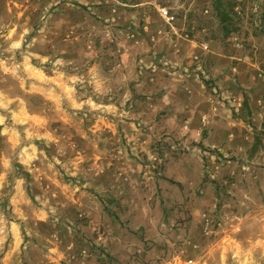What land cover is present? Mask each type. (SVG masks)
<instances>
[{
    "label": "rangeland",
    "instance_id": "374dc122",
    "mask_svg": "<svg viewBox=\"0 0 264 264\" xmlns=\"http://www.w3.org/2000/svg\"><path fill=\"white\" fill-rule=\"evenodd\" d=\"M0 264H264V0H0Z\"/></svg>",
    "mask_w": 264,
    "mask_h": 264
},
{
    "label": "trees",
    "instance_id": "16d2710c",
    "mask_svg": "<svg viewBox=\"0 0 264 264\" xmlns=\"http://www.w3.org/2000/svg\"><path fill=\"white\" fill-rule=\"evenodd\" d=\"M216 10L221 15L222 20L225 22L227 20V12H226L225 8L222 7V4L220 1H218V3H217ZM228 31L231 32V31H233V29L230 28V29H228Z\"/></svg>",
    "mask_w": 264,
    "mask_h": 264
},
{
    "label": "built area",
    "instance_id": "2783aa9c",
    "mask_svg": "<svg viewBox=\"0 0 264 264\" xmlns=\"http://www.w3.org/2000/svg\"><path fill=\"white\" fill-rule=\"evenodd\" d=\"M165 13L167 14V11H165Z\"/></svg>",
    "mask_w": 264,
    "mask_h": 264
}]
</instances>
